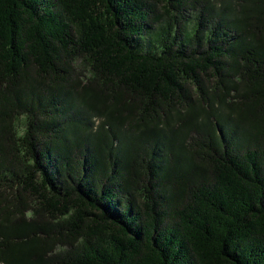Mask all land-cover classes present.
I'll return each mask as SVG.
<instances>
[{"label": "trees", "instance_id": "obj_1", "mask_svg": "<svg viewBox=\"0 0 264 264\" xmlns=\"http://www.w3.org/2000/svg\"><path fill=\"white\" fill-rule=\"evenodd\" d=\"M0 264H264V0H0Z\"/></svg>", "mask_w": 264, "mask_h": 264}]
</instances>
